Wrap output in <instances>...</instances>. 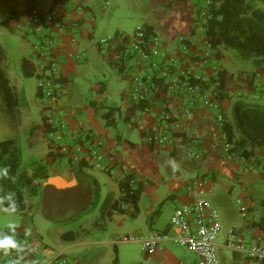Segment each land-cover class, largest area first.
<instances>
[{"label": "crops", "instance_id": "crops-1", "mask_svg": "<svg viewBox=\"0 0 264 264\" xmlns=\"http://www.w3.org/2000/svg\"><path fill=\"white\" fill-rule=\"evenodd\" d=\"M59 1L0 0V23L14 16L21 21L33 8L48 11ZM114 1L63 2L61 12L73 25L59 41L56 79L61 93L57 114L64 127L50 122L52 133L46 131L42 120L39 81L35 77L37 58L32 46L18 28L12 30L0 24V44L9 50L13 82H21L24 88L25 79H37L33 96L18 91L19 106L13 115L0 96V141L16 139L17 131L30 127L29 142L46 146V157L52 164L50 176L76 181L67 188L44 185L43 181L40 194L25 195V209L10 213L5 211L4 202L0 203V218L15 227L31 228L33 243L44 255L62 253L72 264H198L196 253L172 241L148 252L140 242L120 237L151 230L172 234L173 210L192 201L194 192L189 184L203 177L204 193L208 199L217 196L215 202L223 207L226 219L242 217L232 224L229 218L230 224L223 220L218 251L228 249L225 242L231 232L243 241H252L264 232V147L255 148L251 160L241 158V148L228 156L217 107L233 127V143L243 140L244 135L236 128L233 106L238 99L251 100L249 93L264 89V76L257 72L264 66L263 58L244 59L230 48L216 55V49L206 44V17L200 16L201 8L210 0H123L128 7L127 18L131 13V20L138 22L133 30L117 28L109 37L129 36L140 27L146 28L148 33L161 37L164 59L179 61L178 68L171 70V79L158 80L148 100L138 103L132 95L135 76L123 73V46L98 44L100 22ZM256 3L264 10V0ZM14 35H19L21 42L15 41ZM81 52L86 54L84 60L75 56ZM24 69L32 75H24ZM219 69L233 73L223 93L218 91ZM183 70L208 84L202 87L205 99L169 87L170 80L182 78ZM121 79L123 87L112 86L113 81ZM84 83L89 93L81 86ZM145 103L152 106L148 113L142 112ZM162 112L166 113L167 123L160 121ZM164 124L170 126L172 142L152 143L150 135ZM91 138L101 142L106 169L78 158L86 150L84 141ZM245 147L253 149L250 141ZM192 151H200L202 157L192 159ZM50 152L57 156L50 157ZM131 180L137 182L134 194L129 193ZM242 206L247 208L246 216L240 211ZM230 251L241 254V264H255L242 253Z\"/></svg>", "mask_w": 264, "mask_h": 264}, {"label": "built area", "instance_id": "built-area-1", "mask_svg": "<svg viewBox=\"0 0 264 264\" xmlns=\"http://www.w3.org/2000/svg\"><path fill=\"white\" fill-rule=\"evenodd\" d=\"M61 0L45 12L38 9H31L23 20L17 23V28L24 33L31 43L33 53L37 58V73L39 75L38 92L43 111L49 117V121L57 126L64 127L58 120V103L61 93L60 84L57 82L56 57L61 47L59 41L62 35L67 33L72 26L67 19V14L61 12L63 2ZM208 5V4H207ZM206 5V6H207ZM206 6L202 8L201 17L206 15ZM206 44L211 47L207 39ZM100 46L117 47L122 45L123 73L134 75L135 84L132 88L134 101L141 103L148 100L149 93L158 80L161 78L171 79L172 68H178L179 61L175 58L164 59L162 54V39L160 36L148 33L146 28L140 27L132 35H117L115 39H101ZM76 58L86 57L84 52L76 53ZM40 62V64H39ZM200 77L193 76L189 71H182L180 80H170L169 87L174 90L188 92L198 97L206 98L199 82ZM251 100L264 98V89L249 93ZM194 102H191V108ZM152 110L150 103H145L142 112L148 113ZM218 124L222 130L224 140V151L228 156H232V143L228 140V135L224 129L225 117L221 107H217ZM167 116L162 112L160 121L167 123ZM49 133H52L49 132ZM171 130L168 124L160 126L153 132L149 139L155 144H167L172 142ZM79 142V141H78ZM86 150L78 154L80 160H86L98 169H106L103 162L104 154L101 149V142L91 138L84 141ZM79 144V143H77ZM82 144H80V148ZM79 148V149H80ZM190 157L198 160L202 157L200 151H192ZM246 160L245 157H241ZM264 165V163H263ZM130 194H134L137 187L135 180L130 181ZM206 179L196 178L189 187L194 192L192 201L189 204L176 207L170 218L173 233L151 230L145 234L135 233L124 234L122 240L138 241L145 251H154L165 241H172L181 247L196 253L199 257L198 264H220L218 256V240L221 233V219L219 213L209 205L203 198ZM241 203V201H239ZM243 216H246L247 208H241ZM14 238L17 240L20 250H9L7 254L0 249V264H72L65 254L46 256L42 249L33 243V230L31 228L14 227ZM0 233L13 235L9 227H1ZM225 246L229 250L242 253L246 258L255 264H264V232L257 234L252 241L247 242L239 238L235 232L228 236Z\"/></svg>", "mask_w": 264, "mask_h": 264}, {"label": "trees", "instance_id": "trees-1", "mask_svg": "<svg viewBox=\"0 0 264 264\" xmlns=\"http://www.w3.org/2000/svg\"><path fill=\"white\" fill-rule=\"evenodd\" d=\"M257 0H210L206 6V38L211 48L216 49V55L221 56L223 48L236 50L244 59L262 57L264 62V10L258 7ZM200 10V16H201ZM204 17V18H205ZM19 19L16 16L2 21L0 24L9 29L16 30ZM150 32V31H148ZM27 59L24 60V64ZM11 60L9 50L0 44V96L5 104L6 110L12 115L19 106V93L16 83L10 77ZM257 72L264 76V66L259 67ZM24 75L32 74L24 69ZM233 79V73L225 69H219L217 81L218 91L225 92ZM199 82L202 87L208 86L202 80ZM236 128L244 135V139L233 143V127L225 121L224 129L228 140L233 144L232 152L241 148L240 154L247 160H251L255 148L264 147V104L253 100L238 99L233 106ZM42 119L47 132L53 130L49 117L43 111ZM251 142L252 150L246 149V143ZM49 156L54 158L57 155L53 152ZM62 156V155H60ZM22 154L18 148L16 139L0 141V167L7 166L11 179L0 178V196L8 192L15 193V200L18 210L26 208L25 195L40 194L43 185H35L36 181H45L50 177L47 166L41 161L34 160L29 169L23 167ZM45 187V186H44ZM130 193V190H129ZM126 199V198H125ZM4 204L8 207L7 202ZM161 211L159 209L158 212Z\"/></svg>", "mask_w": 264, "mask_h": 264}, {"label": "rangeland", "instance_id": "rangeland-1", "mask_svg": "<svg viewBox=\"0 0 264 264\" xmlns=\"http://www.w3.org/2000/svg\"><path fill=\"white\" fill-rule=\"evenodd\" d=\"M121 1L122 2L120 4H118V2L115 0L114 2L111 3L108 10L106 11L105 20L102 19V21L100 22V27L102 28V30L99 31V35H98L99 37H97L98 40L105 39V38L110 39L111 37H109V35L113 34L117 28H120L122 30L126 29L128 31H131L134 29L135 25L137 24L138 21L135 22L134 20H131V17H132L131 13L129 14V18H127L126 14H128L127 13L128 7L123 0H121ZM130 8L131 7L129 6V9ZM19 33L24 38L25 34L21 33L20 31H19ZM14 39L17 42H21V37L19 35H14ZM24 39L27 42H29L27 37H25ZM29 44L31 45L30 42H29ZM36 63H38V62H36ZM39 64H40V62H39ZM35 77H37L38 81H39V75L37 73V70L35 73ZM35 77H30L28 79H25V80H27V84L24 88H23V84L21 82L19 84L17 83L16 89L19 92L20 91H22V92L27 91L28 96H30V95L33 96L34 95V91H33L34 86L37 83V79ZM111 84L114 87L120 88V87H123L125 83H124L123 79H121L120 81L115 80ZM81 86L86 88L88 93H89L90 88L88 87L87 83H84ZM29 90H30V92H29ZM255 102L264 103V98H256ZM3 103L4 102L2 100V104ZM13 127H15V124ZM29 128L30 127L27 126V129L24 127L22 129H20L19 131H17L18 136L16 137L17 145H18V148H19V150L22 154V158H23V161H22L23 167L29 169V172L31 174V171H30L31 163L34 160L41 161V159L43 158V155H44V164L47 166L48 170L52 169V164H51L49 158L46 157V155H47L46 154L47 153L46 152V146L43 147L36 142H29V140H28V137L30 134ZM34 128L37 130L36 127H34ZM34 134L35 133H31V136H33ZM42 182L43 181H36L35 185H40ZM203 198L209 203V205L211 207H213L219 213L220 219H221V227H222V223H223V220L226 219V215H225V211L223 212V207L218 205L215 202V200L217 199V196L213 195L212 197L210 196L208 199L207 194L204 193ZM231 206H233V205H231ZM235 211L238 213L239 210L237 209V207L235 208ZM240 211L242 213L241 209H240ZM238 215H239V213H238ZM228 218L226 219L227 223L231 222V224L233 222L241 221V219H242L241 215H239L238 217L235 216L234 219L229 218V222H228ZM0 226H3V227L9 226L7 220L3 217L0 218ZM219 240H220V238H219ZM218 256H219L220 264H231L232 262H233V264H241V254H233V253H231V251L229 252L228 249L227 250H225V249L221 250L220 249L218 251Z\"/></svg>", "mask_w": 264, "mask_h": 264}, {"label": "clouds", "instance_id": "clouds-1", "mask_svg": "<svg viewBox=\"0 0 264 264\" xmlns=\"http://www.w3.org/2000/svg\"><path fill=\"white\" fill-rule=\"evenodd\" d=\"M0 178L11 179L13 182H15V177L10 176V170L7 166L0 167ZM14 197L15 193L13 192H8L3 196H0V203L7 202L8 207L5 209V211L15 213L17 205ZM8 227L9 231L12 232L13 235L0 233V249H3L5 251V254H7L9 250H16L17 252L20 250V246L17 240L14 238V226L10 224Z\"/></svg>", "mask_w": 264, "mask_h": 264}, {"label": "water", "instance_id": "water-1", "mask_svg": "<svg viewBox=\"0 0 264 264\" xmlns=\"http://www.w3.org/2000/svg\"><path fill=\"white\" fill-rule=\"evenodd\" d=\"M44 185H55L58 188H67L76 184L73 179L71 181H66L62 176H50L47 180L43 182Z\"/></svg>", "mask_w": 264, "mask_h": 264}]
</instances>
